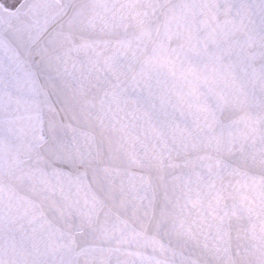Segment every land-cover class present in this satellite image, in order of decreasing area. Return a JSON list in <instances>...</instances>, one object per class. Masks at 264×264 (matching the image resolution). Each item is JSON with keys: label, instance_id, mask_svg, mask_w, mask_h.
Here are the masks:
<instances>
[{"label": "snow or ice", "instance_id": "snow-or-ice-1", "mask_svg": "<svg viewBox=\"0 0 264 264\" xmlns=\"http://www.w3.org/2000/svg\"><path fill=\"white\" fill-rule=\"evenodd\" d=\"M0 264H264V0H0Z\"/></svg>", "mask_w": 264, "mask_h": 264}]
</instances>
